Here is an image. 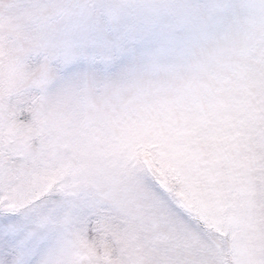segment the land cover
Segmentation results:
<instances>
[{
    "label": "snow or ice",
    "instance_id": "6c2138e0",
    "mask_svg": "<svg viewBox=\"0 0 264 264\" xmlns=\"http://www.w3.org/2000/svg\"><path fill=\"white\" fill-rule=\"evenodd\" d=\"M152 150L195 243L161 227L193 222ZM218 240L264 264V0H26L0 23V264H212Z\"/></svg>",
    "mask_w": 264,
    "mask_h": 264
},
{
    "label": "rangeland",
    "instance_id": "374dc122",
    "mask_svg": "<svg viewBox=\"0 0 264 264\" xmlns=\"http://www.w3.org/2000/svg\"><path fill=\"white\" fill-rule=\"evenodd\" d=\"M26 0H0V23L7 19L15 18L19 15L20 6ZM240 2V0H236ZM6 163L10 166H18L21 163V157L18 152L11 150L5 157ZM143 165L147 167L155 179L170 191L174 202L177 206H182L187 213L189 220L187 221L177 218L173 224L164 223L161 225L162 229L167 231L173 229L177 232L189 231L193 234L194 239L191 243H195L196 236H203V233L198 232L201 224V208L199 204L193 199L191 193L175 178L174 173L170 170L166 159L161 156L156 150H152L149 154L142 158ZM218 248L216 254L213 256L212 264H228L230 259L228 254L227 244L223 240H218Z\"/></svg>",
    "mask_w": 264,
    "mask_h": 264
}]
</instances>
